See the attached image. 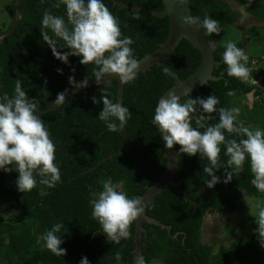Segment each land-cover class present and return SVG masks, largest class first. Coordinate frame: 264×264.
Returning a JSON list of instances; mask_svg holds the SVG:
<instances>
[{
	"label": "trees",
	"instance_id": "1",
	"mask_svg": "<svg viewBox=\"0 0 264 264\" xmlns=\"http://www.w3.org/2000/svg\"><path fill=\"white\" fill-rule=\"evenodd\" d=\"M117 1L157 11L164 9L163 0ZM234 1L249 15L258 20L264 19V0ZM56 2L58 0H43V3L41 0H17L16 8L13 5L9 7L15 23L10 24L0 41V96L4 93L13 96L15 84L20 80L27 98L37 100L40 109L45 110L50 106L46 94L55 101L59 93L67 90L66 82L70 77L80 82L86 73L88 77L94 76V65L81 64V58L77 56H70L69 62L65 64L53 55L51 48L43 41L40 29L46 10L64 17L67 22L66 6L61 5L58 9L52 7ZM189 2L193 16L203 19L207 12L219 22L221 33L206 37L215 43L216 61H222L227 43L225 40L229 38L227 30L237 29L235 24L242 14L235 11L227 0ZM103 3L117 17L121 38L129 36L134 41L130 47L138 61L167 41L171 31L168 17L158 18L138 10L131 12L113 0H103ZM16 11L21 17H15ZM201 30L204 33V29ZM45 31L53 35L50 29ZM252 40L261 47L258 57L253 54V48L246 40L235 42L248 56L246 67L250 75L247 83L228 77L227 65L223 63L214 69V75L221 79L205 85L201 95L195 92L190 97L196 99L215 95L220 101L217 108H238L240 101L252 93L255 99L250 111L255 113V117L239 113L241 118L238 116L237 120L245 127L264 130V106H259L263 99L264 90L261 88H264V79L259 80L260 76L255 70H250L255 60H264V36L253 31L249 35V41ZM63 43L58 40V46ZM59 50L62 53L70 51L67 48ZM200 63L201 52L183 39L175 53L162 64L177 73L178 81L164 75L161 65H154L124 85L123 105L130 113L126 124L130 145L123 154L107 159L93 172L89 170L125 146L123 133L119 130L109 131L105 123L98 119L103 109L102 101L100 104L92 101L93 97H101V89H106L109 99L117 103L118 82L86 87L57 109L40 117L56 146L55 163L60 169L61 181L56 187L45 189L49 195L41 197L39 183L31 192L21 193L16 185L19 173L15 170L11 173L0 170V199L6 198L0 203V264H80L85 256L89 264H134L135 221L129 229L130 239H122L120 244L108 243L107 235L99 223L91 218L90 199L93 193L102 190V181L109 177L120 186L118 190L127 193L129 198H140L149 187L159 182L166 171L167 161L163 157L167 149L163 147L164 141L159 131L150 121L164 93L191 76ZM58 69L62 70V74ZM226 80L229 81L227 87ZM254 80L259 82L255 83ZM70 87L74 86L70 83ZM229 91L235 94L228 96ZM186 99L187 96L182 101ZM212 116L213 119L207 121L209 125L219 121L217 113ZM192 126L196 127L195 120ZM225 136L226 139H239L230 137L226 132ZM180 147L178 145V152ZM225 151V146L221 145L220 167L215 172L221 182L213 188L207 186L206 181L211 177L203 171L208 162L202 160L199 154L188 156L179 152L175 181L181 182L180 188L187 192V197L169 186L150 202L146 214L171 229L144 223L146 233L142 238V257L145 264L156 261L162 264H264V247L257 246L255 242L258 225L256 219L247 213L246 220L252 233H237L230 246H220L217 251L203 243V227L208 214L216 212L223 215L240 209L244 203L242 192L253 197L264 196L251 184L253 177L247 159L242 173L234 174L230 183L223 182L228 159ZM36 179L38 181L39 177ZM203 189L206 191L200 193ZM9 212L8 218H4L3 214ZM55 223L63 224L61 232L57 233L64 241L61 247L67 250L63 257L55 256L37 243L38 237L51 230ZM226 229V234H230L233 226L228 224ZM117 252L122 256L119 262L115 260Z\"/></svg>",
	"mask_w": 264,
	"mask_h": 264
},
{
	"label": "clouds",
	"instance_id": "2",
	"mask_svg": "<svg viewBox=\"0 0 264 264\" xmlns=\"http://www.w3.org/2000/svg\"><path fill=\"white\" fill-rule=\"evenodd\" d=\"M180 3L189 4V0H180ZM61 5L66 6L67 22L64 17L53 15L47 10L41 21L43 41L51 48L53 55L65 64L69 62L70 56H77L81 58V64L94 65L92 74L98 84L112 75H117L122 84L134 81L140 69V61L135 58L130 47L134 41L129 36L121 38L119 21L103 0H58L52 7L58 9ZM245 12L242 10L239 23L244 22L247 16ZM184 22L199 30L204 29L205 36L219 35L222 31L219 22L212 19L207 12L203 19L188 16L184 17ZM46 29H50L53 35L50 36ZM58 40L64 43L58 46ZM60 48L70 51L62 53ZM247 61L248 56L244 50L234 42L228 41L225 44L223 62L227 65L228 77L247 83L250 75L246 67ZM161 67L164 75L179 80L177 73L169 66ZM58 71L62 74V70ZM69 79L74 87L88 86L87 79L80 82L74 77ZM228 83L226 80L225 87ZM66 92L67 90L57 95L55 107L63 105ZM234 94L233 91L227 93L228 96ZM184 96L188 99L182 101L175 92L161 97L150 121L159 131L166 148L172 149L174 145H180V153L188 156L199 154L202 160L208 162L203 171L211 177L206 181L207 186L213 188L221 182L215 172L220 167L221 145H224V154L228 159L223 182L230 183L234 174L242 173L247 159L253 177L251 184L257 191L264 193V130L245 127L242 122H238L239 108H217L220 101L215 95L193 99L190 93L185 92ZM92 101L94 104L102 101L103 109L98 119L105 123L109 131L115 132L127 124L130 118L129 109L120 103H113L106 94V89H101V97H93ZM213 113L218 114L219 121L209 125L207 121L213 119ZM193 120L196 127L192 126ZM200 129L204 131L201 132ZM225 132L230 137L239 139H226ZM55 153L56 146L50 139L44 121L38 115L37 100H29L22 88V82L17 80L13 96L10 97L8 93L0 96V170L7 173L15 170L19 173L16 180L19 192H31L39 183V195L45 197L49 195L45 189L54 188L61 181ZM118 189L119 185L114 184L109 177L102 181V190L93 193V198L90 199L91 218L99 223L103 233L107 235V242L111 244H120L122 239H130V226L144 212L140 198H129L127 193ZM249 214L252 215V211ZM256 224L258 241L264 247V208H260ZM62 228V223H55L51 230L37 240L42 249H47L57 257L67 254V250L61 247L63 239L57 235ZM115 260H122L120 252L116 253ZM80 264H89L88 258L83 257ZM138 264H145L143 257L138 258Z\"/></svg>",
	"mask_w": 264,
	"mask_h": 264
},
{
	"label": "water",
	"instance_id": "3",
	"mask_svg": "<svg viewBox=\"0 0 264 264\" xmlns=\"http://www.w3.org/2000/svg\"><path fill=\"white\" fill-rule=\"evenodd\" d=\"M115 4H118L122 8H128L130 11H142L145 14H150L158 18L168 17L170 20V35L164 43H161L160 47L154 51L153 53L147 55L142 58L140 61V69L137 72H147L154 65H162L163 61L170 55L174 54L177 47L181 43L183 39L188 40L192 46L198 49L201 52V63L197 70L188 78L178 83L177 85L171 87L168 91L164 93L163 96L167 97L171 92H175L178 96L183 99L184 93L188 92L190 95L197 92L198 94H202V88L205 85H208L212 81H219L221 77H216L214 75V69L216 66H220L223 64L222 61H216L215 59V43L211 42L207 37L203 34L202 30L198 29L196 26L186 24L184 22V17L193 16L190 2L189 4H181L180 0H163L164 9L162 11L152 10L145 7L139 6H131L127 5L124 2H120L117 0H113ZM87 79L88 86L91 87L94 85H98L94 76L88 77L87 73L84 74L83 80ZM118 82V93H117V103L123 105L124 101V85L119 80L117 75L107 76L103 79L104 83ZM67 92H66V100L74 96L78 91L86 88V87H70V79L66 82ZM162 96V97H163ZM46 100L50 103V106L45 109H40V104L38 106V115L41 117L46 112L57 109L55 107L54 101L50 100L46 94ZM65 100V101H66ZM193 119L195 117L193 116ZM125 136V146L123 149L116 153L109 154L104 160H102L99 164L91 168L89 171L93 172L100 164L105 162L107 159H111L114 156L121 155L125 152V150L130 145L129 136L127 133L126 125L122 129H118ZM163 140V138L161 137ZM163 147L166 148L165 143ZM167 149V148H166ZM163 160L167 161L166 171L163 174L162 178L159 180L157 184L152 187H149L147 192L140 197L144 206L143 214L137 218L135 221V233H134V242H135V260L134 264H138V258L142 257V238L143 234L146 233V229L144 228V223H149L157 226H161L167 230H170L171 227L163 225L158 220L149 217L146 214L147 207L150 202L154 201L155 198L160 195L167 187H172L178 192L182 193L184 197H187V192L180 188L181 182L175 181V175L179 168V152L178 145H174L172 149H167Z\"/></svg>",
	"mask_w": 264,
	"mask_h": 264
},
{
	"label": "rangeland",
	"instance_id": "4",
	"mask_svg": "<svg viewBox=\"0 0 264 264\" xmlns=\"http://www.w3.org/2000/svg\"><path fill=\"white\" fill-rule=\"evenodd\" d=\"M13 1L14 0H0V39L4 36L5 32H7L12 22L9 5L12 4ZM227 2H229L231 7L235 11L242 14L243 9L234 0H227ZM243 12L245 11L243 10ZM235 26L237 29L233 28V29L227 30V32L229 33V38L225 41L227 42L232 41L235 43L237 41L246 40L250 44V47L253 48V54L256 57H258L260 54L261 47L256 45V43L253 40L249 41V35L253 31H255L257 32V34L264 36V19L258 20L257 18L247 13L246 18H244V22L243 23L238 22L235 24ZM254 62H255L254 65L252 64L250 68H253V70H255V73L258 76H260L259 80H263L264 79V60L258 61L257 59ZM254 82H257V80H254ZM261 90H264V88H261ZM254 99H255V96L251 93V94H248L247 97L242 99V101H240L238 108L240 110L239 113H241L242 116L247 115V117L248 116H253V118L255 117V113L250 111L251 110L250 107L253 105ZM259 106L261 107L264 106V93H263V99L260 100ZM240 118H241V115L239 116V119ZM204 191H206V189L201 190L200 193H203ZM242 197H243L244 203L242 204V207L240 209L233 211V212H227L223 215H219L215 212V213L208 214L206 216V220H205L204 227H203L202 240H203V243L212 246L215 251H217L220 246H223V245L227 247L230 246L232 242L234 241L237 233L239 232L252 233L253 232L249 222L246 220V216L247 214L250 213V211H252L251 216H253L256 219V216L258 215L260 208H264V196L263 197H253V196H248L245 192H242ZM3 200H6V198L0 199V203ZM244 209L246 212L243 213ZM10 213L11 212L3 214V217L8 218ZM228 224H231L233 226V231L230 234H226V230H227L226 228ZM255 242L257 246L261 247L257 237L255 239ZM153 264H162V262L156 261Z\"/></svg>",
	"mask_w": 264,
	"mask_h": 264
},
{
	"label": "flooded vegetation",
	"instance_id": "5",
	"mask_svg": "<svg viewBox=\"0 0 264 264\" xmlns=\"http://www.w3.org/2000/svg\"><path fill=\"white\" fill-rule=\"evenodd\" d=\"M12 5L14 6V8H16V6L18 5L17 0H14L13 3L9 5V7L12 6ZM11 17H12V16H11ZM15 17H18V18L21 17L20 14L18 13V11L15 12ZM12 18H13V17H12ZM14 20H15V19L13 18L11 24H12V23H13V24L15 23ZM4 36H5V35H4ZM4 36L0 39V41L4 38Z\"/></svg>",
	"mask_w": 264,
	"mask_h": 264
},
{
	"label": "built area",
	"instance_id": "6",
	"mask_svg": "<svg viewBox=\"0 0 264 264\" xmlns=\"http://www.w3.org/2000/svg\"><path fill=\"white\" fill-rule=\"evenodd\" d=\"M255 63V62H254ZM254 65V64H253ZM250 70H253V68H250ZM258 82V81H257ZM256 83V82H255Z\"/></svg>",
	"mask_w": 264,
	"mask_h": 264
}]
</instances>
